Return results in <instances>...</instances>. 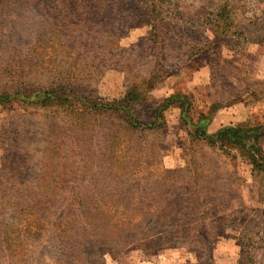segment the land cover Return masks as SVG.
<instances>
[{"label":"rangeland","instance_id":"obj_1","mask_svg":"<svg viewBox=\"0 0 264 264\" xmlns=\"http://www.w3.org/2000/svg\"><path fill=\"white\" fill-rule=\"evenodd\" d=\"M68 1L76 0H0V94L7 88L21 92L0 102V184L14 190L54 189L59 207L125 199L117 192L126 188L134 194L148 188L169 191L180 182L179 170H204L210 174L204 185L214 192L211 212L221 217L213 231L207 220L198 225L205 252L166 240L160 247L129 249L113 258L107 243L91 245L87 237L78 240L74 254L83 252L86 264H102L93 258L96 252L104 253L105 264H264V182L236 149L223 153L197 140L181 126L178 109L166 111V126L146 136L90 107L122 97L133 80L143 85L154 58L173 59L187 45H197L204 52L184 64L172 61L173 70L155 94L193 93L196 120L199 108L207 111L216 99L223 103L245 93L251 112L244 126L264 123V0H164L167 21L159 24L162 36L154 40L153 8L158 6L153 0H85L64 7ZM201 64L208 66L210 84L189 89L190 76ZM47 68L51 73L44 74ZM47 76H66L76 83L75 99L87 102L75 108L43 105L37 87ZM155 102H140L138 110L145 115L140 120H147L148 106ZM109 140L115 150L108 156ZM106 156L111 163H105ZM168 171L176 172L161 179ZM106 192L112 196L105 197ZM134 194L128 198H138ZM59 216L52 218L55 234L39 242L28 239L36 243L28 242L26 254L7 256L3 264H61L56 234L61 238L74 221ZM80 223L76 232L84 227ZM19 242L18 249L24 244Z\"/></svg>","mask_w":264,"mask_h":264},{"label":"trees","instance_id":"obj_2","mask_svg":"<svg viewBox=\"0 0 264 264\" xmlns=\"http://www.w3.org/2000/svg\"><path fill=\"white\" fill-rule=\"evenodd\" d=\"M80 1L85 0L64 2L63 6L76 7ZM153 1L158 7L153 8L157 17L153 21L155 34L152 40L154 36H162L159 32V24L167 21V17L163 16L166 6L164 0ZM226 9L225 6L222 11L225 13ZM218 16L219 13L210 21L215 22ZM224 34L223 31L222 35ZM111 38L114 42L118 39L114 34ZM157 42H159L158 39ZM204 50V46L187 45L186 51L179 57L169 59L162 55L154 58L152 70L141 80L143 85H138L133 80L122 97L102 99L90 107L114 119L124 120L127 125L135 129L136 134L146 136L150 130L166 126V111L178 109L181 126L185 127L187 133L190 132L197 140L206 142L210 147L217 148L223 153H230L232 149H236L242 160L251 165L255 176L260 177L264 182V123L256 127L231 123L222 126L214 133H209L206 129L211 112L215 108L233 100L248 103L247 94L238 93L223 103L216 99L212 101L207 111L199 108L195 120L192 116V109L197 108L194 104L193 93L177 91L159 96L154 92L160 88V82L173 70L172 61L178 60L180 64H184ZM46 70L44 74L51 73V69ZM44 74L41 73V76H45ZM56 76L43 77L38 82L41 87H37V97L43 105L56 103L75 108L87 102L84 98V103H80L78 102L80 99H75L73 96L72 92L77 89L75 88L76 83L67 79L66 76ZM18 89L20 88H7L0 94V102L6 103L11 97L20 95V91L14 92ZM148 100H155L157 106H148L151 108V115L146 118L147 120H140L145 115L140 114L138 105ZM108 144L106 147L109 156V152L113 154L115 145L113 140H109ZM104 161L111 163L112 159L106 156ZM164 172L159 175L161 179H169L176 171H168V177ZM178 172H180V182H173L169 191L148 188L142 193L134 194L135 189L126 188L117 192V196L127 197L125 199L69 202L59 207L53 200L54 189L25 186L14 190L13 186L0 184V264H3L7 256H17L20 252L25 255L28 239H36V242H39V239L55 234V224L52 220L55 214H60L59 220L74 221L73 225L65 230V234L61 235V238L56 234L61 252L57 262L61 264H86L87 258L84 257V253L74 254V246L79 243L78 240L87 237L90 238L91 245L107 243L110 248L108 253L113 258L119 257L129 249L147 250L154 246L160 247L166 240H178L189 250L201 248L205 252L207 246L203 236L197 232L198 225L207 220L212 230L219 227L218 223L221 218L211 212L214 204V197L211 194L214 192L204 185L205 178L210 174L204 170L198 171L188 169V167ZM182 174L185 177L184 175L182 177ZM0 175H3V172L0 171ZM132 194L138 195V198H128ZM104 196L111 197L112 194L106 192ZM142 198L147 199L141 200ZM81 221L84 227L80 228V225L79 232H76V223L81 224ZM18 238L20 242H24L19 249L18 244L15 243ZM36 242L29 243L33 245ZM92 256L105 264L103 252L100 254L96 252Z\"/></svg>","mask_w":264,"mask_h":264},{"label":"crops","instance_id":"obj_3","mask_svg":"<svg viewBox=\"0 0 264 264\" xmlns=\"http://www.w3.org/2000/svg\"><path fill=\"white\" fill-rule=\"evenodd\" d=\"M206 68H208L207 65L201 64V66L199 65V70L193 74V76H190L188 81L189 89H194L193 87L195 86H201L207 89V86L211 81V76L209 74H205ZM260 107L261 106H259V108ZM223 111L225 112L223 113ZM250 112L251 108L245 101H230L227 104L220 105L211 112V117L206 124V129L209 133H214L222 126L227 124L233 123L244 125L249 118Z\"/></svg>","mask_w":264,"mask_h":264}]
</instances>
